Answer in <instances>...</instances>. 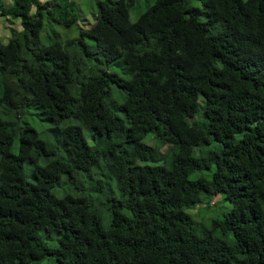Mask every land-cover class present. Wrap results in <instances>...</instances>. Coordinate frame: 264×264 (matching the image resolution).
Here are the masks:
<instances>
[{"label":"trees","instance_id":"1","mask_svg":"<svg viewBox=\"0 0 264 264\" xmlns=\"http://www.w3.org/2000/svg\"><path fill=\"white\" fill-rule=\"evenodd\" d=\"M134 2L80 26L66 0H0V264H264V0H147L131 21ZM202 193L231 207L199 234Z\"/></svg>","mask_w":264,"mask_h":264},{"label":"rangeland","instance_id":"2","mask_svg":"<svg viewBox=\"0 0 264 264\" xmlns=\"http://www.w3.org/2000/svg\"><path fill=\"white\" fill-rule=\"evenodd\" d=\"M9 1V0H6ZM69 4V6L73 7V11L77 13L78 15V22L81 26V23H85L86 21H93V13L96 12V0H66ZM148 2H153V0H148ZM189 4L192 6H199L201 7V0H189ZM147 5V0H135L134 4L129 8V19L131 21H134L137 17V14L142 11L145 6ZM12 27L18 29L20 28L19 22L16 20L14 24L11 25ZM77 25V23L72 28L74 31V35H78L77 28L80 27ZM10 34V25L9 23L4 20L3 18H0V39L6 40ZM41 39L42 42H47L46 38V31L43 29L41 32ZM111 97L107 98V102L112 106L115 113H117L119 116H121L124 119V123L128 124L129 121L125 117L124 110L122 108V105L120 104L122 102V98L120 93V90L116 86L111 87ZM202 98H200L201 100ZM117 103V104H116ZM21 116V122H28L31 126L35 127L37 130H44L49 127V123L46 121H43L40 116L36 114V112L30 108L25 109V113L20 114ZM78 123L75 120H70L67 123ZM63 123H61L62 125ZM84 136L87 138L88 142L91 143V130L90 128H87L86 126H82ZM143 141L147 144L154 145L155 139L153 137V134H148L143 138ZM169 145L166 144L161 147V150H165ZM215 146H218V144L215 141H211L210 147L214 148ZM16 144L13 146L12 150L16 151ZM195 155H197V150L195 149ZM24 170L26 177L31 180V166L26 161L24 163ZM95 172L99 171V168L97 170H94ZM208 171H197L190 174L191 178H195L198 174H207ZM96 176L102 177L101 174H96ZM62 178H66L63 176ZM111 184V189L114 190V194L116 196L119 195L116 187L115 182L108 181ZM55 193L59 194L58 191ZM231 207V203L226 200L223 197V194H206L202 193L200 195V199L195 202L192 206L187 208V212L191 214L193 217L195 224L197 226L196 231L201 234L205 231V227H209L210 222L212 219L215 218H221L225 212H227ZM103 224L106 225L107 221L106 219L103 220ZM39 237L46 241V243L50 246L54 245L56 243V234L53 232H48L45 228H40L38 230ZM215 235L223 236L224 234L221 231L215 232ZM224 237L227 240H231L230 233L224 235ZM36 264H59L57 260L50 256H46Z\"/></svg>","mask_w":264,"mask_h":264}]
</instances>
